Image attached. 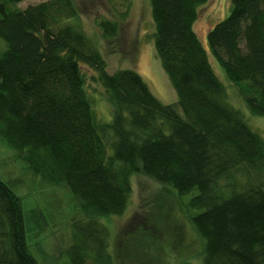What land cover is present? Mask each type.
<instances>
[{
  "label": "trees",
  "instance_id": "trees-1",
  "mask_svg": "<svg viewBox=\"0 0 264 264\" xmlns=\"http://www.w3.org/2000/svg\"><path fill=\"white\" fill-rule=\"evenodd\" d=\"M22 1L0 0V138L44 182L65 184L81 210L69 264H115L103 218L126 211L133 174L191 194L189 220L204 242L200 264H264V138L227 101L195 31L208 0H150L173 103L133 68L109 73L75 22V0ZM99 26L105 36L117 33L108 19ZM207 42L250 113L264 116V0H231ZM84 68L109 92V120L95 113ZM0 264H42L22 199L1 177Z\"/></svg>",
  "mask_w": 264,
  "mask_h": 264
},
{
  "label": "rangeland",
  "instance_id": "rangeland-1",
  "mask_svg": "<svg viewBox=\"0 0 264 264\" xmlns=\"http://www.w3.org/2000/svg\"><path fill=\"white\" fill-rule=\"evenodd\" d=\"M47 0H24L26 7ZM75 21L103 52L109 73L135 69L163 102L173 103L177 94L162 68L154 47V21L150 0H75ZM231 0H208L200 5L194 28L207 49L209 60L227 86V101L238 108L264 138V116L253 115L238 95L209 49L207 33L230 12ZM101 19L117 24L108 37ZM4 42L0 40V50ZM86 87L98 118L109 120L113 111L108 90L92 69L84 68ZM0 177L21 197L29 238L42 264H69L66 254L72 241V223L82 216L65 184L46 183L19 160L17 152L0 138ZM126 211L103 218L110 230V250L115 264H200L204 242L189 220L191 194L179 196L171 187L143 174H133Z\"/></svg>",
  "mask_w": 264,
  "mask_h": 264
}]
</instances>
